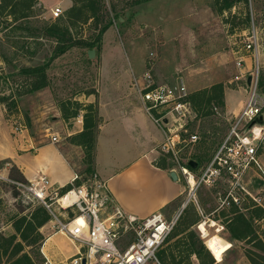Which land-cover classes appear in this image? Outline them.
I'll list each match as a JSON object with an SVG mask.
<instances>
[{
	"label": "rangeland",
	"instance_id": "1",
	"mask_svg": "<svg viewBox=\"0 0 264 264\" xmlns=\"http://www.w3.org/2000/svg\"><path fill=\"white\" fill-rule=\"evenodd\" d=\"M55 7L61 9L57 18L51 13ZM252 37L258 85L264 93V0H0V148L25 153L26 139L34 147H54L79 177L72 186H92L102 182L93 168L99 99L120 102L119 109L125 110L129 107L125 103L131 105L133 99L144 111L139 90L147 75L155 86L183 83L191 111L186 124L179 129L167 113L161 116L167 119L163 124H155L164 135L162 143L175 134L185 140L174 155L162 150L160 143L151 160L169 176L174 172L184 187L163 212L166 218L177 219L159 250L160 260L163 264H264L260 172L253 168L244 174L239 183L244 193L233 183L213 178L189 192L180 171L184 168L200 178L241 110L247 89L234 79L236 62L243 56V70L252 69L253 51L245 49ZM116 64L136 66L137 75L126 83L132 94L111 87ZM33 67L44 68L47 85L23 94L31 78L23 71ZM111 89L120 97L114 96L115 102ZM89 99L93 103L88 104ZM81 123L83 134L68 135L74 124ZM191 135L196 142H187ZM78 143L82 150L71 146ZM54 154L45 149L37 159L48 161ZM190 161L195 168H188ZM259 162L264 171V156ZM13 166L9 160L0 161V264H68L70 259L59 250L72 254V243L79 248L78 243L55 234L53 215L27 191L45 176L23 179ZM63 189H58L57 197ZM229 194L239 200L234 203ZM51 199L46 197L56 218L67 222L74 216ZM40 208L48 215L42 225ZM201 222L209 235L221 228L218 233L231 243L222 263L206 249L198 229ZM201 249L198 258L195 253Z\"/></svg>",
	"mask_w": 264,
	"mask_h": 264
},
{
	"label": "built area",
	"instance_id": "2",
	"mask_svg": "<svg viewBox=\"0 0 264 264\" xmlns=\"http://www.w3.org/2000/svg\"><path fill=\"white\" fill-rule=\"evenodd\" d=\"M51 13L53 18L59 17L60 7L53 8ZM245 49L246 52L253 51V67L244 71V57H239L234 79L244 82L247 89L246 100L201 177L196 179L186 169H180L189 192L194 191L199 184L209 183L210 178H213V181L224 179L233 183L240 191L246 193L239 183L242 182L244 174L253 168L260 172L259 177L264 180V171L259 162L260 157L264 156V93L258 85L259 62L254 53L253 37L247 41ZM248 77L250 82L247 85ZM142 83L139 99L150 120L159 126L167 120L161 117L167 113L174 116L178 128L182 129L191 113L186 102L185 85L179 83L177 87L155 86L149 75ZM56 140V136H53L52 141ZM196 141L195 135H191L187 140L188 143ZM184 142L185 140H180L177 134L167 136L161 148L174 155L177 146ZM78 178L75 174L70 188L59 197L58 189L46 193L51 185L45 177H40L31 187H27V191L41 201L53 215L55 231L77 242L82 250L70 258L68 264H81L82 260L85 264H163L158 253L174 228L177 216L166 218L163 213L156 212L146 218H137L125 213L113 203L105 183L96 181L88 187L72 186ZM190 178L193 180L192 185ZM247 195L249 196L248 193ZM49 196H52L62 210H72L74 216L67 222L56 218L51 210L52 204L46 201ZM229 197L234 203L239 200L232 194H229ZM78 219L81 222H78Z\"/></svg>",
	"mask_w": 264,
	"mask_h": 264
},
{
	"label": "crops",
	"instance_id": "3",
	"mask_svg": "<svg viewBox=\"0 0 264 264\" xmlns=\"http://www.w3.org/2000/svg\"><path fill=\"white\" fill-rule=\"evenodd\" d=\"M112 69L116 73L115 78L110 80L111 87L123 88L126 96L132 94L126 83L131 76L137 75L136 66L130 65L129 68H125L124 65L116 64ZM110 91L114 102V96L120 99L115 90ZM99 100L97 108L99 123L93 151L94 171L106 184L113 203L125 213L137 218H146L156 212L163 213L182 195L184 187L178 180H173L166 170L151 162L156 153L155 147L164 140L161 129L138 108L133 99L131 105L125 103L129 106L127 110L119 109L120 102L113 104L103 98ZM93 101L89 99L87 103L91 104ZM74 126L75 130L69 131L68 135L84 133L82 123L81 126L77 124ZM23 145L25 153L0 148V161L9 160L27 180L44 175L54 189H62L71 183L75 169L54 147L49 145L34 147L29 139L23 141ZM71 146L79 150L83 148L80 143ZM45 149L54 151L52 159L48 161L37 159L40 152ZM7 173L8 170L3 169V175ZM61 178L66 179L63 182ZM54 245L56 246L55 243ZM72 245V254L59 250L68 257L67 259L75 256L80 250L73 243Z\"/></svg>",
	"mask_w": 264,
	"mask_h": 264
},
{
	"label": "bare ground",
	"instance_id": "4",
	"mask_svg": "<svg viewBox=\"0 0 264 264\" xmlns=\"http://www.w3.org/2000/svg\"><path fill=\"white\" fill-rule=\"evenodd\" d=\"M190 185L193 184V180L190 178ZM78 222H81L79 219ZM76 222V223H78ZM215 223L212 221L210 224V227H214ZM198 229L202 234V237L204 238V244L206 249L210 252L212 257L217 263H221L223 261L224 254L232 248V245L230 242H228L224 237L220 236V229H217V233L214 235H209L207 233V229L205 228L204 222L199 223ZM219 232V233H218ZM50 240V239H49ZM47 240L46 242H48ZM70 240V239H69ZM71 241V240H70ZM72 242V241H71Z\"/></svg>",
	"mask_w": 264,
	"mask_h": 264
},
{
	"label": "trees",
	"instance_id": "5",
	"mask_svg": "<svg viewBox=\"0 0 264 264\" xmlns=\"http://www.w3.org/2000/svg\"><path fill=\"white\" fill-rule=\"evenodd\" d=\"M43 71H44L43 67L27 68L23 71L24 73L30 75V77H31L30 82H28V84H27L28 88L23 92V94H27V93H30L32 91H36V90L41 89L47 85ZM81 144L84 146V142ZM12 168L17 170V168L15 166H13ZM188 168L190 169L189 166H188ZM21 177L23 178L22 174H21ZM69 188H70V186H66V187H64L63 190H68ZM37 213L40 214V216L42 217L38 224L42 225L44 222L47 221L48 215L45 212V210H43L41 208L37 211ZM201 252H202V249L199 252H196L195 255L198 256V258H200Z\"/></svg>",
	"mask_w": 264,
	"mask_h": 264
},
{
	"label": "water",
	"instance_id": "6",
	"mask_svg": "<svg viewBox=\"0 0 264 264\" xmlns=\"http://www.w3.org/2000/svg\"><path fill=\"white\" fill-rule=\"evenodd\" d=\"M249 82H250V78L248 77V78H247V85L249 84ZM188 166H189L190 168H195L196 163L193 162V161H190L189 164H188ZM170 177H171L173 180H177V177H176V175H175L174 172H171V173H170ZM81 264H85V261L82 260Z\"/></svg>",
	"mask_w": 264,
	"mask_h": 264
}]
</instances>
